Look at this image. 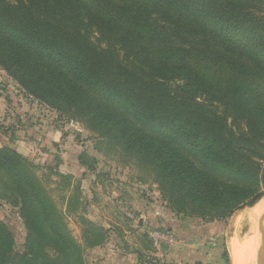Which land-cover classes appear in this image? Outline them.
I'll use <instances>...</instances> for the list:
<instances>
[{"label": "trees", "instance_id": "1", "mask_svg": "<svg viewBox=\"0 0 264 264\" xmlns=\"http://www.w3.org/2000/svg\"><path fill=\"white\" fill-rule=\"evenodd\" d=\"M263 11L264 0H0V67L147 164L176 212L221 219L264 195ZM0 196L25 229L17 249L0 220V264H86L33 163L6 146Z\"/></svg>", "mask_w": 264, "mask_h": 264}, {"label": "rangeland", "instance_id": "2", "mask_svg": "<svg viewBox=\"0 0 264 264\" xmlns=\"http://www.w3.org/2000/svg\"><path fill=\"white\" fill-rule=\"evenodd\" d=\"M0 146L33 163L86 264H115L127 251L136 264H233L234 219L251 206L213 220L176 212L147 164L98 137L85 122L68 119L27 93L1 67ZM5 200L0 196V220L20 249L25 229L16 208ZM262 202L264 196L253 205ZM260 218L243 244H252L249 264H257ZM97 226L102 233L93 231ZM86 237L101 242L89 246Z\"/></svg>", "mask_w": 264, "mask_h": 264}, {"label": "bare ground", "instance_id": "3", "mask_svg": "<svg viewBox=\"0 0 264 264\" xmlns=\"http://www.w3.org/2000/svg\"><path fill=\"white\" fill-rule=\"evenodd\" d=\"M263 208L264 203L262 202V205L261 203H258L251 207H247L235 217L234 227L236 229V233L235 237L230 241L233 264L250 263L249 256H251L252 244L246 243L245 246L243 244L247 242L246 240H248L252 232V227L257 221V218H260Z\"/></svg>", "mask_w": 264, "mask_h": 264}, {"label": "water", "instance_id": "4", "mask_svg": "<svg viewBox=\"0 0 264 264\" xmlns=\"http://www.w3.org/2000/svg\"><path fill=\"white\" fill-rule=\"evenodd\" d=\"M258 230L257 264H264V212L259 220Z\"/></svg>", "mask_w": 264, "mask_h": 264}, {"label": "crops", "instance_id": "5", "mask_svg": "<svg viewBox=\"0 0 264 264\" xmlns=\"http://www.w3.org/2000/svg\"><path fill=\"white\" fill-rule=\"evenodd\" d=\"M132 251V250H131ZM127 251L124 255V253H121L122 255L117 256L115 259V264H136L137 261L134 260V255L132 252L128 253Z\"/></svg>", "mask_w": 264, "mask_h": 264}]
</instances>
